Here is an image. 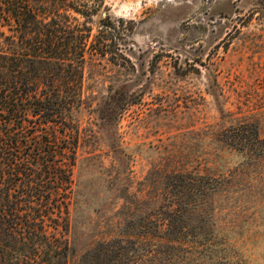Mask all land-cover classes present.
<instances>
[{
    "label": "rangeland",
    "instance_id": "374dc122",
    "mask_svg": "<svg viewBox=\"0 0 264 264\" xmlns=\"http://www.w3.org/2000/svg\"><path fill=\"white\" fill-rule=\"evenodd\" d=\"M258 2L103 0L91 23L106 14L130 28V63L88 56L81 66L68 264L98 241L143 232L168 172H189L202 192L205 183L190 223L217 256L264 264V154L239 143L256 126L264 145Z\"/></svg>",
    "mask_w": 264,
    "mask_h": 264
},
{
    "label": "trees",
    "instance_id": "16d2710c",
    "mask_svg": "<svg viewBox=\"0 0 264 264\" xmlns=\"http://www.w3.org/2000/svg\"><path fill=\"white\" fill-rule=\"evenodd\" d=\"M102 3L0 0V264H68L75 255L68 233L81 66L88 56L130 63V28L106 14L91 23ZM257 7L264 19V0ZM248 127L252 138L241 135V147L258 143L264 154L256 126ZM194 178L164 174L143 232L98 241L74 264H243L217 256L222 249L195 232L193 197L206 194Z\"/></svg>",
    "mask_w": 264,
    "mask_h": 264
}]
</instances>
